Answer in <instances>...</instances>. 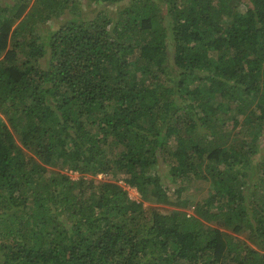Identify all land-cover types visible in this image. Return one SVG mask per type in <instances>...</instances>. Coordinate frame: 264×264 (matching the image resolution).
I'll return each mask as SVG.
<instances>
[{"label":"trees","instance_id":"1","mask_svg":"<svg viewBox=\"0 0 264 264\" xmlns=\"http://www.w3.org/2000/svg\"><path fill=\"white\" fill-rule=\"evenodd\" d=\"M263 128L264 0H0V264H264Z\"/></svg>","mask_w":264,"mask_h":264},{"label":"rangeland","instance_id":"2","mask_svg":"<svg viewBox=\"0 0 264 264\" xmlns=\"http://www.w3.org/2000/svg\"><path fill=\"white\" fill-rule=\"evenodd\" d=\"M101 4H94V3H87V2H82V4L79 7V15H81L84 18H90L92 16H94L98 9H101ZM113 8V6H108L107 10L112 11L111 9ZM74 15V13H67L64 12L63 14H61L59 17L55 18H51L50 20H48L46 22V25L43 26V28L40 27L41 29V34L43 35H47L50 30H52L53 28H56L60 23H62L66 18H70ZM47 61V57H43L41 58V63L44 64ZM261 99H258L255 103L257 102H261ZM237 121V120H235ZM237 123V122H236ZM232 125H233V121H231V126H229V128H226L224 132L222 133H233V129H232ZM242 130V129H241ZM241 130L239 133H237L235 136H241V137H246V134H241ZM235 134V132L233 133V135ZM257 137V139L259 138V146L263 147L264 145V128H263V133L260 136H255ZM230 137L229 135L227 137H224L222 140H228ZM262 147L260 149H262ZM261 152L263 151H259L258 153L255 154V158H257V155L259 156L261 154ZM163 168H165L164 165H162ZM65 172H67L68 174H70L71 177L75 178L77 176V172L76 171H69V170H65ZM99 179L104 180V181H115L118 180L119 183H123L122 180H120L119 178L120 176V172H114L113 174L110 175H105L104 173H100L97 176ZM162 180H164V186L166 187L167 190V199L174 202V205L168 204V203H164V202H156L158 203L160 206H165V207H176V208H180L185 210L187 213L191 214L193 212L194 209V201L197 199H201L203 196L206 195V188L208 187V182L206 181H202V180H191L185 184H181L178 180H174L171 177H168L167 175H163L162 176ZM124 186L126 187L128 194L130 195V197L134 198V199H141L140 195L138 194V191L135 189V187H131L128 186L126 184H124ZM193 201V202H191ZM149 204L147 200L144 201V206Z\"/></svg>","mask_w":264,"mask_h":264}]
</instances>
